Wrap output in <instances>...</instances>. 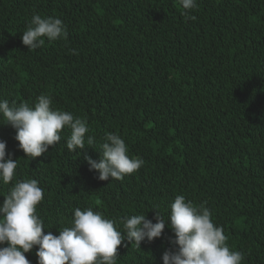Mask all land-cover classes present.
<instances>
[{
	"label": "trees",
	"instance_id": "16d2710c",
	"mask_svg": "<svg viewBox=\"0 0 264 264\" xmlns=\"http://www.w3.org/2000/svg\"><path fill=\"white\" fill-rule=\"evenodd\" d=\"M182 11L178 0H0V100L34 106L48 94L54 109L86 118L95 143L78 156L62 130L31 160L2 117L0 140L17 160L14 180L44 190L45 233L70 227L76 208L120 231L124 216L167 221L182 194L206 202L243 264H264V0H197L195 20ZM34 14L60 18L67 38L28 51L21 36ZM106 133L144 160L121 181L97 180L84 159H99ZM10 187L0 184V203ZM170 239L166 227L140 249L125 241L117 264H162Z\"/></svg>",
	"mask_w": 264,
	"mask_h": 264
},
{
	"label": "clouds",
	"instance_id": "9594fccd",
	"mask_svg": "<svg viewBox=\"0 0 264 264\" xmlns=\"http://www.w3.org/2000/svg\"><path fill=\"white\" fill-rule=\"evenodd\" d=\"M186 20H195L190 13L197 7V0H178ZM67 38V29L60 18H43L34 14L21 42L28 51L41 48L49 43ZM77 55L76 50H72ZM48 94H41L34 106L26 102L18 105L0 100V117L15 130L18 150L26 158L34 160L48 152L50 147L61 141L62 130H70L66 141L69 152L78 156L80 152L95 143L86 118L73 113L54 109ZM124 139L114 133H106L100 144L99 159L85 156L90 172H95L99 181H121L144 164L140 157L128 155ZM18 168L13 154L6 151V141L0 140V184L9 185L7 194L0 203V264H31L25 254L34 248L37 264H117L118 247L123 242L134 243L140 249L142 242L151 243L160 239L167 227L174 239L168 241L161 257L162 264H243L244 255L230 250L228 237L222 227L212 221V214L205 206L176 195L170 206L168 220L155 212L152 220L145 214L124 216L119 223L106 218L91 207L74 209L70 227H63L58 235L45 233L43 220L37 214L44 190L36 179L14 180ZM126 246V245H124Z\"/></svg>",
	"mask_w": 264,
	"mask_h": 264
}]
</instances>
